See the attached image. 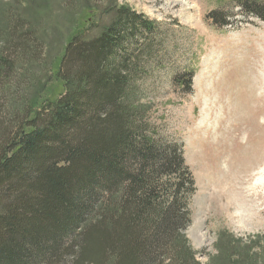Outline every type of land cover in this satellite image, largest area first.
Returning a JSON list of instances; mask_svg holds the SVG:
<instances>
[{
	"label": "trees",
	"instance_id": "trees-1",
	"mask_svg": "<svg viewBox=\"0 0 264 264\" xmlns=\"http://www.w3.org/2000/svg\"><path fill=\"white\" fill-rule=\"evenodd\" d=\"M235 1L264 20L262 0ZM222 14L213 20L226 26ZM152 25L117 8L100 34L66 45L64 93L32 115L9 112L13 127L0 119V264H201L184 233L196 180L181 145L146 131L124 52ZM22 28L5 49L14 51H0L9 90L20 83L9 78L16 61L37 60Z\"/></svg>",
	"mask_w": 264,
	"mask_h": 264
},
{
	"label": "rangeland",
	"instance_id": "rangeland-1",
	"mask_svg": "<svg viewBox=\"0 0 264 264\" xmlns=\"http://www.w3.org/2000/svg\"><path fill=\"white\" fill-rule=\"evenodd\" d=\"M121 6L153 23L124 52L137 70L146 131L181 145L196 180L184 233L197 259L264 264V20L235 0H0V51L17 42L18 27L37 47L36 61H16L9 78L17 74V88L1 77L0 119L13 127L9 112L32 115L64 93L66 45L75 35L100 34ZM215 12L229 24L217 25Z\"/></svg>",
	"mask_w": 264,
	"mask_h": 264
},
{
	"label": "bare ground",
	"instance_id": "bare-ground-1",
	"mask_svg": "<svg viewBox=\"0 0 264 264\" xmlns=\"http://www.w3.org/2000/svg\"><path fill=\"white\" fill-rule=\"evenodd\" d=\"M264 95V92L262 93V96ZM260 173H261V176L257 179L258 181H262L264 178V176H263V174H264V167L262 168V170L260 171ZM252 197V196H251ZM252 202H254V200H252Z\"/></svg>",
	"mask_w": 264,
	"mask_h": 264
}]
</instances>
